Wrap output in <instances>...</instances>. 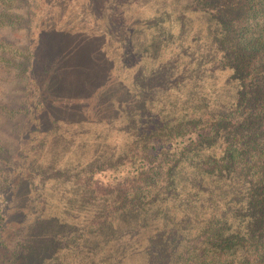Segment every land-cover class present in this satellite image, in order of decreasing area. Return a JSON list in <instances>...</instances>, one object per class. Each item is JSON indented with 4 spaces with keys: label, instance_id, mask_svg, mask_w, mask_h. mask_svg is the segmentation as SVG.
I'll return each mask as SVG.
<instances>
[{
    "label": "trees",
    "instance_id": "16d2710c",
    "mask_svg": "<svg viewBox=\"0 0 264 264\" xmlns=\"http://www.w3.org/2000/svg\"><path fill=\"white\" fill-rule=\"evenodd\" d=\"M100 1L39 0L26 45L0 37V72L25 64L37 122L91 178L72 244L76 217L30 211L24 238L0 208V259L264 264V0Z\"/></svg>",
    "mask_w": 264,
    "mask_h": 264
},
{
    "label": "rangeland",
    "instance_id": "374dc122",
    "mask_svg": "<svg viewBox=\"0 0 264 264\" xmlns=\"http://www.w3.org/2000/svg\"><path fill=\"white\" fill-rule=\"evenodd\" d=\"M38 1L12 0L8 5L0 2V37L14 44L26 45L31 34L29 20L34 12L31 9L33 6L37 9ZM100 3L104 4V1L101 0ZM24 67L23 63L21 67L3 69L0 72V145L3 149L0 151V174L5 179L0 184V208L6 214V221L13 223L12 226L17 228L24 238L26 227H19L18 224L23 225L24 221L27 225L28 221L33 219L30 211L35 210L38 214L56 213L59 219L63 220H66V215L72 217L69 220L76 217L74 222L78 227L66 228L63 227L64 223L56 227V230L65 231L66 235H69L62 240L69 243L68 238L80 228L79 226H83L84 220L82 211L75 209L72 212L67 202L80 201L79 198L84 193L80 188L83 186L82 181L91 178L79 168L77 162L73 163V155H70L67 147V144H70L68 140H56L54 135H47L42 120L41 123L37 122V116L30 107L32 101L23 97L25 72H21ZM17 107H29L31 115L28 111L27 114L24 112L13 116L6 115ZM47 122L54 134H61L66 127L72 131V126L63 122ZM69 139L71 142L72 137ZM108 161L109 155L101 158L99 163ZM10 251L11 249H8L6 253L0 249V255L7 256L8 259ZM6 262V259H0V264Z\"/></svg>",
    "mask_w": 264,
    "mask_h": 264
}]
</instances>
